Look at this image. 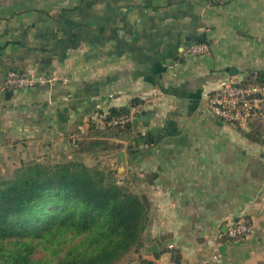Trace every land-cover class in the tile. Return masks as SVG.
Returning a JSON list of instances; mask_svg holds the SVG:
<instances>
[{"label": "crops", "instance_id": "obj_1", "mask_svg": "<svg viewBox=\"0 0 264 264\" xmlns=\"http://www.w3.org/2000/svg\"><path fill=\"white\" fill-rule=\"evenodd\" d=\"M11 69L37 83L5 89ZM262 72L264 0H0V153L77 156L146 194L143 243L120 264H264L259 129L222 121L207 99L224 77ZM135 100L134 127L106 125ZM240 217L252 232L221 239Z\"/></svg>", "mask_w": 264, "mask_h": 264}, {"label": "trees", "instance_id": "obj_2", "mask_svg": "<svg viewBox=\"0 0 264 264\" xmlns=\"http://www.w3.org/2000/svg\"><path fill=\"white\" fill-rule=\"evenodd\" d=\"M251 81L264 82V73ZM128 111H112L106 125L134 127L108 124L112 115ZM150 210L149 197L114 169L77 156L24 162L0 181V264H120L142 245ZM39 248L46 254L35 258ZM140 263L156 264L145 258Z\"/></svg>", "mask_w": 264, "mask_h": 264}, {"label": "built area", "instance_id": "obj_3", "mask_svg": "<svg viewBox=\"0 0 264 264\" xmlns=\"http://www.w3.org/2000/svg\"><path fill=\"white\" fill-rule=\"evenodd\" d=\"M209 50L210 46L207 42H195L189 47V51L196 54L206 53ZM36 83L37 79L28 72L14 69L7 74L5 89L34 86ZM207 99L212 114L222 121L240 127L259 129L264 157V82L227 76L219 81L218 86L212 92L207 93ZM143 110L144 104L139 102L128 112L112 115L108 124L113 127H124L132 123ZM251 232L252 224L246 218L240 217L232 221L226 230L219 234V237L237 241ZM213 258L217 259L218 254L214 253Z\"/></svg>", "mask_w": 264, "mask_h": 264}, {"label": "rangeland", "instance_id": "obj_4", "mask_svg": "<svg viewBox=\"0 0 264 264\" xmlns=\"http://www.w3.org/2000/svg\"><path fill=\"white\" fill-rule=\"evenodd\" d=\"M34 156V155H32ZM27 159H21L20 154L17 152H1L0 153V181L3 179H8L13 177L15 171L20 167L24 162L34 161L36 159H30L29 156ZM52 157L44 159V162H53L51 161ZM46 252L39 248L34 255L35 258H42Z\"/></svg>", "mask_w": 264, "mask_h": 264}, {"label": "water", "instance_id": "obj_5", "mask_svg": "<svg viewBox=\"0 0 264 264\" xmlns=\"http://www.w3.org/2000/svg\"><path fill=\"white\" fill-rule=\"evenodd\" d=\"M10 93H11V91H7V95H10ZM133 122H134L135 124H137V123H138V118L135 117L134 120H133ZM118 155H119V159H120L121 161L125 162L126 159H125L124 152L121 151V152L118 153ZM153 248L156 249L157 246L154 245Z\"/></svg>", "mask_w": 264, "mask_h": 264}]
</instances>
